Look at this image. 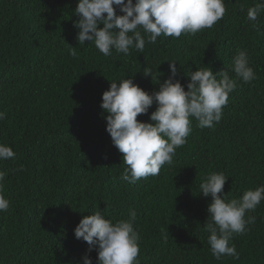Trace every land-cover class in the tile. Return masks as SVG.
Returning a JSON list of instances; mask_svg holds the SVG:
<instances>
[{
  "label": "trees",
  "instance_id": "trees-1",
  "mask_svg": "<svg viewBox=\"0 0 264 264\" xmlns=\"http://www.w3.org/2000/svg\"><path fill=\"white\" fill-rule=\"evenodd\" d=\"M258 2L225 0L224 17L210 29L161 35L155 44L142 32L143 53L104 56L91 42L78 44V0H0V144L16 154L0 160L10 201L0 212V264H82L85 255L97 264L98 251L89 252L75 228L98 210L113 222L126 220L129 209L137 212L140 264H264V200L245 216L254 223L230 240L239 259L217 260L205 230L211 197L199 189L213 172L229 177L222 193L229 200L264 185V15L256 27L247 20ZM238 49L247 51L257 78L237 80L222 119L203 129L193 119L172 165L135 184L122 180L127 166L100 107L110 82L132 79L153 93L170 77L169 61L177 62L175 79L185 91L187 74L205 66L236 79ZM156 107L137 119L154 123Z\"/></svg>",
  "mask_w": 264,
  "mask_h": 264
},
{
  "label": "clouds",
  "instance_id": "clouds-1",
  "mask_svg": "<svg viewBox=\"0 0 264 264\" xmlns=\"http://www.w3.org/2000/svg\"><path fill=\"white\" fill-rule=\"evenodd\" d=\"M117 10L123 15H118ZM74 13L79 17L74 25L79 30L78 44L91 42L104 56H110L113 50L128 55L132 48L143 53L146 41L142 32L147 35V43L155 44L161 35L179 38L210 29L224 17L226 6L225 0H78ZM262 15L264 0L247 10V20L253 22V27ZM70 54L76 56L75 47ZM169 62L171 75L160 83L158 91L149 93L132 79H124L118 84L110 82L109 90L102 95L100 107L107 113L106 130L127 166L121 179L131 184L157 176L164 165H172L176 149L187 142L192 132L193 119L201 129L213 128L222 119L237 80L250 83L257 78L247 51L238 49L231 68L236 79L229 70L214 74L205 66L187 74L190 82L185 91V86L175 79L177 62ZM143 73L153 78L150 69L145 68ZM154 103L157 107L150 115L154 123L139 121L137 117L148 114ZM3 119L5 113L0 112ZM15 155L11 146L0 144V160L14 159ZM22 170L23 166L17 169ZM7 174L0 171V212L10 208V201L3 195ZM228 178L223 172H213L199 185L200 193L211 197L205 230L210 233L208 244L217 260L222 256L239 259L230 240L233 234H244L247 225L254 223V217L246 220L245 216L264 200V185L229 200L228 194L222 195ZM136 219L134 209H129L128 219L115 222L98 210L83 216L74 235L87 242L89 252L98 251L97 264H140L141 237L134 227ZM82 264L93 261L85 255Z\"/></svg>",
  "mask_w": 264,
  "mask_h": 264
}]
</instances>
